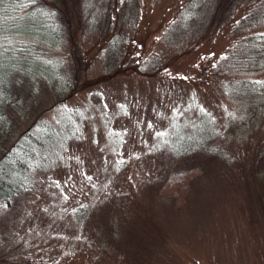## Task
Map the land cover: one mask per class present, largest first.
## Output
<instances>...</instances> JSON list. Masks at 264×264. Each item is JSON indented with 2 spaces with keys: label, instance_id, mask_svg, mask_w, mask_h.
I'll return each mask as SVG.
<instances>
[{
  "label": "rangeland",
  "instance_id": "obj_1",
  "mask_svg": "<svg viewBox=\"0 0 264 264\" xmlns=\"http://www.w3.org/2000/svg\"><path fill=\"white\" fill-rule=\"evenodd\" d=\"M41 1L60 76L0 133V180L20 185L0 264H264V60L232 48L259 36L249 9L196 23L191 0ZM181 128L203 141L188 155Z\"/></svg>",
  "mask_w": 264,
  "mask_h": 264
},
{
  "label": "trees",
  "instance_id": "obj_2",
  "mask_svg": "<svg viewBox=\"0 0 264 264\" xmlns=\"http://www.w3.org/2000/svg\"><path fill=\"white\" fill-rule=\"evenodd\" d=\"M213 1V7L207 8ZM189 5L183 16L198 15L196 23L213 18L216 11L222 12L220 21L226 20L237 7L246 6L249 11L242 16L240 24L250 31L259 29V36L251 38L248 35L243 40L242 50L232 47L233 55L240 54L238 56L248 64L264 60V32L260 31L264 25V0H191ZM44 6L41 0H0V133L9 132L13 117H23L18 111L28 101H33L34 92L44 87L52 88L59 79L60 63L52 53L62 41L61 25L56 19L60 15L58 10L48 11ZM206 122L204 118L199 129H205ZM181 130L176 141L171 143L174 155H188L195 150L196 144L203 143L200 136L191 140ZM178 131L179 128L175 133ZM9 181L0 180V200L10 199L20 188L14 180ZM74 213L75 218L80 219L84 211L80 207Z\"/></svg>",
  "mask_w": 264,
  "mask_h": 264
},
{
  "label": "snow or ice",
  "instance_id": "obj_3",
  "mask_svg": "<svg viewBox=\"0 0 264 264\" xmlns=\"http://www.w3.org/2000/svg\"><path fill=\"white\" fill-rule=\"evenodd\" d=\"M29 2H30V0H29Z\"/></svg>",
  "mask_w": 264,
  "mask_h": 264
}]
</instances>
